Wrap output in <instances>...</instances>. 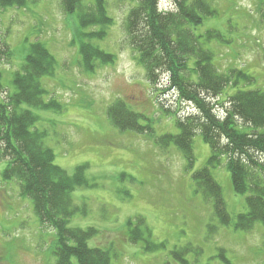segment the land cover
Here are the masks:
<instances>
[{"label":"rangeland","instance_id":"1","mask_svg":"<svg viewBox=\"0 0 264 264\" xmlns=\"http://www.w3.org/2000/svg\"><path fill=\"white\" fill-rule=\"evenodd\" d=\"M105 1L115 23L98 45L115 59L92 74L73 62L77 57L73 23L58 8L59 0H26L23 7L8 9L0 17V31L12 50L0 64V97L12 88L13 72L19 71L28 50L27 39L29 43L40 39L57 60L53 75L40 81L49 93L43 100L52 98L63 110L32 107V111L38 116L35 128L45 133L44 143L53 150L56 165L70 174L75 166L88 165L90 186L72 192L85 214L74 215L70 224L95 227L97 232L88 243L109 250L112 264H181L175 253L189 264H264L262 224L256 222L251 231L234 226L247 207L245 197L234 192L224 163L212 174L222 188L228 225L216 216L212 200L195 188L192 174L210 155L199 132L193 137L191 166L174 144L165 150L158 147L154 138L177 133V118L183 121L195 110L176 101L174 90L167 89V76L155 87L145 80L125 29L135 2ZM209 1L215 14L202 28L212 25L222 33V45L214 39L210 43L218 70L247 71L253 78L247 88L264 93V4L261 0ZM170 7L168 0H158L159 10ZM229 93L226 89L221 98L227 100ZM116 97L144 115L138 120L143 131H119L109 123L105 108ZM5 162H0V244L6 248L0 251L2 264H55V230L38 221L32 202L20 197L14 181L2 179ZM111 193L112 199L103 198ZM137 221L144 234L133 243L128 230L137 227Z\"/></svg>","mask_w":264,"mask_h":264},{"label":"trees","instance_id":"2","mask_svg":"<svg viewBox=\"0 0 264 264\" xmlns=\"http://www.w3.org/2000/svg\"><path fill=\"white\" fill-rule=\"evenodd\" d=\"M59 1L58 8L73 23L72 45L77 49L73 62L88 74L98 66L113 63L115 55L98 45L115 23L108 14L106 1ZM132 1L135 6L127 14L125 29L135 58L144 69L145 80L155 87L167 76V89L174 90L176 101L190 104L195 110L183 121L177 118V133H165L154 138L155 142L161 150L174 144L191 166L195 160L193 137L198 131L209 146L210 155L206 164L192 174L196 190L212 200L216 216L228 225L222 188L212 174V169L224 163L234 192L245 197L247 207L245 213L237 215L235 228L251 231L260 222L264 229V93L247 88L253 81L247 71L218 70L210 43L214 39L216 45H222V33L212 25L202 28L215 14V7L209 0H168L171 7L164 11L158 9V0ZM25 3L26 0H0V17L6 10L21 8ZM25 42L28 50L19 71L13 72L12 88L6 89L4 98L0 97V162L6 161L2 179L14 181L20 197L32 202L38 221L55 230V264H112L109 250L88 243L97 232L95 227L70 224L74 215L85 214L72 192L90 186L85 173L88 165L85 162L75 166L71 174L56 165L53 150L44 143L45 133L35 128L38 116L32 107L63 110V105L52 98L43 100L49 93L40 81L53 75L56 58L40 39ZM11 55L0 31V64ZM1 78L2 69L0 87ZM226 89L230 90L227 100L221 98ZM216 106L220 107L218 113ZM105 113L119 131L145 129L138 123L144 115L130 109L123 99L114 98ZM111 196L112 193L103 198L112 199ZM138 221L137 227L128 230V239L133 243H138L144 234ZM128 225L133 224L129 221ZM2 246L0 251L5 252ZM175 256L181 264H189L180 255Z\"/></svg>","mask_w":264,"mask_h":264}]
</instances>
